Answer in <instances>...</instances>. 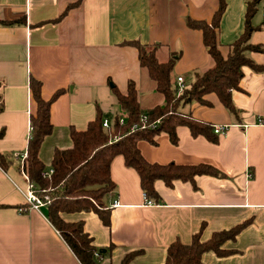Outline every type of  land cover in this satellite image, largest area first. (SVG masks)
<instances>
[{
	"label": "crops",
	"instance_id": "1",
	"mask_svg": "<svg viewBox=\"0 0 264 264\" xmlns=\"http://www.w3.org/2000/svg\"><path fill=\"white\" fill-rule=\"evenodd\" d=\"M248 1L224 0L216 33L223 55L243 32ZM71 3L77 4L61 16ZM218 6L219 0H0V129H5L0 151L10 160L26 151L36 113L31 77L41 82L45 100L62 89L50 105L52 132L39 150L47 167L55 148L71 146L70 127L86 128L98 112L112 120L118 110L113 85L124 92L133 81L144 110L163 104L162 94L139 64L136 48L123 42L158 43L160 60L177 57L171 80L182 76L192 81L195 72L211 68L213 60L201 31L188 27L186 18L209 22ZM263 13L264 0H259L251 18L256 27L251 41L264 46ZM251 57L264 66V52ZM204 98L208 105L191 101L179 111L213 128L226 125L224 134L193 135L178 125L176 143L160 131L154 142L140 139L137 146L148 162L205 163L223 176L199 174L194 185L177 179L171 187L156 180L160 199L148 205L135 169L115 156L110 163L115 190L105 200L110 225L104 226L91 211L63 215L67 221L82 220L93 244L105 249L100 264H119L132 251L140 252L130 264H162L168 245L176 239L189 243L200 225L206 239L244 221L249 223L235 239L223 244L236 252H204L202 264H264V69L242 68L239 87L231 91L235 115L214 93ZM27 182L14 159L7 169L0 166V264H81L48 220L46 207L24 204ZM112 200L118 204L111 206Z\"/></svg>",
	"mask_w": 264,
	"mask_h": 264
},
{
	"label": "trees",
	"instance_id": "2",
	"mask_svg": "<svg viewBox=\"0 0 264 264\" xmlns=\"http://www.w3.org/2000/svg\"><path fill=\"white\" fill-rule=\"evenodd\" d=\"M258 2L259 0L247 2L243 32L228 45L226 55L221 53L216 39L219 21L225 8L224 0H219V6L209 22L186 18L188 27L201 31L203 44L213 60V65L205 71L195 72L192 81L184 80L181 92L177 91L176 79L171 80L176 56L171 55L162 61L157 55L158 43L147 45L138 40L123 42L136 48L139 64L146 68L156 90L162 94L163 104L144 110L139 104L133 81H128L124 92L113 85L112 92L116 97L118 110L112 120L107 119L108 126L103 127L102 123L106 118L98 112L87 123L86 128L78 130L70 127L71 146L55 148L48 167L40 160L39 150L44 138L52 132L50 105L52 100L60 95L62 89L56 90L49 100H45L40 92L41 82L30 78L29 87L36 103V113L31 116L30 137L22 169L28 182L33 184L36 195L44 200L48 220L81 264H100V259L104 255L103 249L93 244V237L84 229L82 220L67 221L63 215L91 211L99 217L104 226L110 225V208L105 204V200L112 197L115 190V183L110 176V163L115 156H122L124 164L135 169L142 192L153 203H158L160 199L154 188L156 180H162L166 186L171 187L173 181L177 179L190 181L194 185V177L199 174L223 176L217 168L205 163L188 165L148 162L142 156L137 142L140 139L154 142L155 134L165 131L170 141L176 143L175 128L178 125L187 126L193 135L202 134L209 138L210 132L216 135L210 123L194 119L179 111L180 105L191 101L208 105L209 101L204 98L208 93H214L235 115L231 91L239 87L242 68L247 66L256 71L264 69L263 65L251 57L253 52H264L263 45L251 41L252 33L256 29L251 25V18ZM75 4L77 3L68 4L61 16ZM2 109L0 97V112ZM142 113L147 114V122L143 126L139 123L137 128L132 129V123L138 122ZM4 132L5 129L2 127L0 138ZM9 157L10 155L7 156L0 151V166L3 169H7L13 160ZM19 169L21 170L20 165ZM49 169H52L51 173H48ZM248 223L249 221H244L230 228L214 231L206 239L201 237L204 226L202 224L192 235L189 243H183L179 239L172 241L166 249L162 264H202V255L208 251L216 256L232 254L236 251L224 248L223 244L228 240H234ZM111 246L112 244L107 249ZM139 252L125 254L119 264H130L132 257Z\"/></svg>",
	"mask_w": 264,
	"mask_h": 264
},
{
	"label": "built area",
	"instance_id": "3",
	"mask_svg": "<svg viewBox=\"0 0 264 264\" xmlns=\"http://www.w3.org/2000/svg\"><path fill=\"white\" fill-rule=\"evenodd\" d=\"M263 17H264V13H263ZM175 81H176L177 91L181 92L182 89L184 88V83H185L184 78L182 76H177ZM146 122H147V114L142 113L139 116V121L132 123L131 128L132 129L137 128L139 126V123H141L143 126L145 125ZM158 122L159 120L156 121V123ZM102 125L104 128L108 126L107 119H104ZM29 129H31V125L29 126ZM226 129H227L226 125H217V126H214L213 132L216 134H224ZM25 158H26V151L15 153L13 155V159L17 161L21 167V170H20L21 174H23L26 177V174L22 169V163ZM51 172H52V169H49L48 173H51ZM23 194H24V204L27 207L38 210L39 208L44 206L45 204L44 200H42L38 195H36L32 183L27 182V191L24 192ZM143 199H144V203L148 205L153 204V202L150 199H148L144 193H143ZM117 204L118 202L116 200H113L111 203V206H116ZM23 209H24L23 207H18L19 211H22Z\"/></svg>",
	"mask_w": 264,
	"mask_h": 264
},
{
	"label": "water",
	"instance_id": "4",
	"mask_svg": "<svg viewBox=\"0 0 264 264\" xmlns=\"http://www.w3.org/2000/svg\"><path fill=\"white\" fill-rule=\"evenodd\" d=\"M103 251H105V249H103Z\"/></svg>",
	"mask_w": 264,
	"mask_h": 264
}]
</instances>
